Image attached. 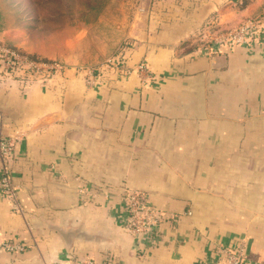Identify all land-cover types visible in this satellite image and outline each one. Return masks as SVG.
Wrapping results in <instances>:
<instances>
[{"label":"crops","instance_id":"crops-1","mask_svg":"<svg viewBox=\"0 0 264 264\" xmlns=\"http://www.w3.org/2000/svg\"><path fill=\"white\" fill-rule=\"evenodd\" d=\"M150 1H111L87 54L123 47L150 84L88 86L72 67L0 84V132H25L11 162L24 212L0 192V239L25 249H0V264H223L221 247L239 244L264 264V36L200 49L207 21L232 26L264 0ZM127 187L165 210L152 235L126 230Z\"/></svg>","mask_w":264,"mask_h":264},{"label":"built area","instance_id":"built-area-1","mask_svg":"<svg viewBox=\"0 0 264 264\" xmlns=\"http://www.w3.org/2000/svg\"><path fill=\"white\" fill-rule=\"evenodd\" d=\"M160 1V0H159ZM236 4H243L246 0H233ZM203 51L208 54L221 51L223 48H232L237 45L250 44L260 41L264 36V12L243 19L235 26H222L217 17L207 21L205 27L200 30ZM69 66L59 60H40L32 58L20 52L14 46L0 40V84L8 79L18 78L26 84L32 82L48 83L55 76L65 72ZM75 71L82 74L88 86H94L102 81H116L121 76L129 77L135 74L141 83L150 84L154 77V71L147 60L142 59L130 63L123 47L112 53L97 65L77 66ZM25 136L24 131L16 130L10 135L0 132V192L10 202L14 212L22 214L23 204L20 200L19 188L14 181L11 162L18 144ZM123 200L126 209L124 226L129 232L138 235L144 232L152 235L153 229L162 221L165 210L154 206L149 199V194L143 189L127 187ZM0 249L10 252L21 251L25 245L14 240L0 239ZM223 264H246L248 259L244 244L238 246H222ZM43 264H64L59 260L44 261ZM68 264H112L106 259L97 262L88 256L80 263Z\"/></svg>","mask_w":264,"mask_h":264},{"label":"rangeland","instance_id":"rangeland-1","mask_svg":"<svg viewBox=\"0 0 264 264\" xmlns=\"http://www.w3.org/2000/svg\"><path fill=\"white\" fill-rule=\"evenodd\" d=\"M111 1L0 0V40L32 58L59 60L69 68L97 65L117 50L104 56L87 55L90 42L98 45V19L108 16Z\"/></svg>","mask_w":264,"mask_h":264}]
</instances>
